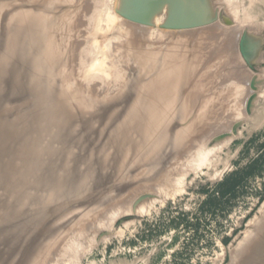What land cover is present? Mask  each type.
<instances>
[{
  "label": "rangeland",
  "instance_id": "374dc122",
  "mask_svg": "<svg viewBox=\"0 0 264 264\" xmlns=\"http://www.w3.org/2000/svg\"><path fill=\"white\" fill-rule=\"evenodd\" d=\"M0 264H264V0H0Z\"/></svg>",
  "mask_w": 264,
  "mask_h": 264
},
{
  "label": "bare ground",
  "instance_id": "6f19581e",
  "mask_svg": "<svg viewBox=\"0 0 264 264\" xmlns=\"http://www.w3.org/2000/svg\"><path fill=\"white\" fill-rule=\"evenodd\" d=\"M198 23V22H197ZM191 24H196V23H191ZM182 30H185V29H182ZM24 33V32H23ZM25 35V34H24ZM26 36V35H25ZM28 38V37H27ZM46 47V46H45ZM44 49V48H43ZM174 56V55H173ZM143 57V59H144V56H142ZM147 59V57L144 59V60H146ZM172 59V58H171ZM170 61V60H169ZM168 61V62H169ZM172 61V60H171ZM170 61V62H171ZM146 62V61H145ZM167 61L165 60V63H166ZM147 64V63H146ZM164 64V63H163ZM172 64V63H171ZM176 64V63H175ZM166 65V64H165ZM170 67V66H169ZM176 68H178V67H176ZM181 68V67H180ZM167 69H169V68H167ZM162 70V69H161ZM179 71L177 70L176 71V69H175V71H168V70H166L165 69V71L164 72H162V74H163V76L161 77V79L159 80V82L162 84V85H164L165 86V89H164V86L162 87L163 89H161L160 90V92H158L157 93V96L158 95H160L159 93H161L163 96H160V98H166V96H165V93H168V92H170V93H172L173 91H176V89H178V86L179 85H181V83L179 82V81H181V80H179V81H176V79H177V75H181V73H178ZM185 75V74H184ZM183 75V76H184ZM177 76V77H176ZM179 79V78H178ZM182 79V78H181ZM185 79V78H184ZM148 80V79H147ZM146 80V82H148ZM145 82V83H146ZM150 82V81H149ZM148 82V83H149ZM148 83H146V84H148ZM182 83H183V81H182ZM185 84V83H184ZM151 84L149 83V86H150ZM148 86V85H147ZM148 86V88H151V87H149ZM154 86V85H153ZM147 88V89H148ZM158 88V87H157ZM59 89V88H58ZM58 89L56 90V93H57V91H58ZM151 90H152V88H151ZM183 90V89H182ZM158 91V90H157ZM147 92V91H146ZM150 93V92H149ZM152 93V92H151ZM58 94V93H57ZM187 94V93H186ZM183 95V94H182ZM186 96V95H185ZM52 97V96H51ZM53 98V97H52ZM52 98H49L50 100L52 99ZM62 98V97H61ZM156 98H159V96L158 97H156ZM44 99V98H43ZM48 99V98H47ZM46 98L44 99L45 101L44 102H46V103H43V101H42V103L41 104H44V105H46L47 103H48V100H47ZM53 100V99H52ZM159 100V99H158ZM158 100H157V102H158ZM166 100V99H165ZM52 103H54L55 104V101L53 102L52 101ZM51 103V104H52ZM159 103V102H158ZM54 104H53V106H54ZM44 105H42L43 107H44ZM50 105V104H49ZM52 106V105H51ZM48 106L46 105V108H47ZM50 109H53L52 107L50 108ZM138 110H139V108H138ZM146 111V114H147V110H145ZM140 112V111H139ZM143 113H145V112H142L140 115H143ZM150 115H149V119L147 118L148 116V114L146 115V118H147V120L150 122L151 121V123H146V125H144V123H143V126L142 125H140V126H142V128L141 127H138L137 125H138V123H137V125H133L132 126V124L129 126L128 124L129 123H127L126 125H128L129 127H118L117 129H115L112 133H111V135H112V137H111V139H110V141L108 140V144L110 143V142H112V141H114V142H116V144H115V146L114 147H110L109 145H108V148H107V152H108V154L110 155V164H111V166L115 169L114 171H113V173H112V175H115L116 173H119V171H120V169L121 168H123L124 166V164H127L126 163V161H125V159H127V158H123L124 157V155H123V157L121 156V152H122V147H121V145H120V142H119V138H121V139H124V138H127V139H130L131 140V144H132V148H133V146H134V144L135 145H137V146H139L138 145V140L139 139H137V138H139L138 136L136 137L135 135H133L134 134V131H139V133L141 134V135H143L144 133V136L145 135H149V133L152 131V129H155L156 130V128H158L157 129V131L159 130V124L158 123H155V122H159V117H156V115L153 113V112H148ZM135 114V113H134ZM135 117V116H134ZM139 117V116H138ZM156 117V118H155ZM139 118H142V120H143V118L144 117H139ZM139 118L137 119V121H136V119H135V121L136 122H138V120H139ZM142 120H139V121H142ZM161 120V119H160ZM146 120L144 119V122H145ZM143 122V121H142ZM153 122V123H152ZM140 124H142V123H140ZM158 124V125H157ZM123 125V124H122ZM126 125H124V126H126ZM156 125L158 126V127H156ZM146 126V127H145ZM155 127V128H154ZM162 127V126H161ZM126 129H128V130H130V133H131V135L130 136H128V131L126 130ZM165 129V128H164ZM163 131V130H162ZM114 133L116 134V135H114ZM152 133L153 134H151L150 133V137L149 138H153L152 137V135H154L155 133H156V131H155V133L152 131ZM164 133H166V130H165V132ZM135 134H136V132H135ZM156 134H158V133H156ZM139 135V134H138ZM140 136V135H139ZM155 136V135H154ZM180 136V135H179ZM116 137H117V139H116ZM144 138H147V136H145ZM143 138V139H144ZM141 139H142V137H141ZM148 139V138H147ZM61 140V139H60ZM57 141H59L58 139H57ZM140 141V140H139ZM145 141H147V140H145ZM53 142V141H52ZM63 142V141H62ZM144 143V145L146 146V144H145V142H143ZM147 143V142H146ZM150 143V142H149ZM139 144H141V141H140V143ZM50 145V146H49ZM51 143H48V146H49V148L51 147ZM143 145V144H142ZM66 147V146H65ZM143 147V146H142ZM145 149H146V147H144ZM145 149H142V151L143 150H145ZM136 149L134 148V149H132V151H135ZM158 150H160V149H158ZM170 150V149H169ZM132 151L131 152H129V153H132ZM141 151V152H142ZM125 152V151H124ZM124 152H123V154H124ZM128 153V155H130ZM151 153H152V151L150 152L149 150H148V152L147 153H145V154H147V155H151ZM144 154V155H145ZM159 154V153H158ZM155 156V155H154ZM130 157V156H129ZM128 157V158H129ZM136 157V156H135ZM138 157V156H137ZM139 158V157H138ZM136 160V159H135ZM130 162V161H129ZM132 162H133V160H132ZM134 163V162H133ZM129 164V163H128ZM57 165H58V163H57ZM130 165V164H129ZM59 166V165H58ZM74 166H75V161H74ZM126 166V165H125ZM128 166V165H127ZM131 167V166H130ZM120 168V169H119ZM124 168H126V167H124ZM72 170V169H71ZM96 170L93 168V170L91 171V170H88L87 171V174H86V176H85V178H84V184H86V185H92V184H94V180L93 179H95L92 175L94 174V172H95ZM149 171V170H148ZM132 175V174H131ZM44 176V178L48 181V184L50 185V186H52V180L51 181H49L48 179H47V177L45 176V175H43ZM38 179H40V177L38 176ZM14 235H9L8 237H13Z\"/></svg>",
  "mask_w": 264,
  "mask_h": 264
},
{
  "label": "water",
  "instance_id": "95a60500",
  "mask_svg": "<svg viewBox=\"0 0 264 264\" xmlns=\"http://www.w3.org/2000/svg\"><path fill=\"white\" fill-rule=\"evenodd\" d=\"M132 14V13H131ZM123 15H125V18H127L129 21H132L133 23H136V24H139V25H150L151 23L145 18V17H134L132 15H130V13L126 12L123 13ZM144 16V15H143ZM201 23H196V24H182L180 21L174 23V24H171L169 25L170 27L172 28H176V29H191V28H195V27H198L200 26Z\"/></svg>",
  "mask_w": 264,
  "mask_h": 264
}]
</instances>
